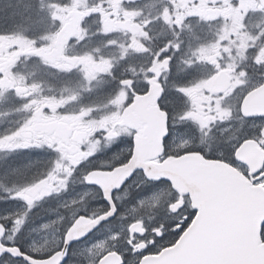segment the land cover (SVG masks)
Instances as JSON below:
<instances>
[{"label": "snow or ice", "instance_id": "6c2138e0", "mask_svg": "<svg viewBox=\"0 0 264 264\" xmlns=\"http://www.w3.org/2000/svg\"><path fill=\"white\" fill-rule=\"evenodd\" d=\"M6 76L0 70V82ZM11 87H0V98ZM12 94L9 111H30L27 89L18 84ZM250 95L232 104L237 93L224 94L195 123L207 148L183 140L169 151L168 121L194 122L163 93L165 131L155 149L141 145L139 128L124 138L102 125L70 160L55 142L32 140L26 118L0 128V264H264V212L246 220L243 212L246 200L264 204V159L251 167L240 156L246 144L264 153V112L244 110Z\"/></svg>", "mask_w": 264, "mask_h": 264}, {"label": "flooded vegetation", "instance_id": "af4514ba", "mask_svg": "<svg viewBox=\"0 0 264 264\" xmlns=\"http://www.w3.org/2000/svg\"><path fill=\"white\" fill-rule=\"evenodd\" d=\"M131 1V5L120 0L111 7L101 4L88 7L83 13L69 12L73 20H82L79 27L66 20L49 40L38 37V32H0L7 33L0 40V70L8 73L0 87L12 85L0 98V128L26 118V133L32 140L55 142L66 157L78 160L81 147L87 149L96 142L94 137L102 125L109 131L120 129L124 138L139 128L141 145L155 149L163 133L155 135L151 131L145 113L138 116L139 112H146L148 104L141 102L133 111L132 120L137 123L132 128L123 118L135 99H143L151 90L153 96L158 90L160 95L172 98L166 100L169 106L175 103L172 111H186L194 122L177 120L178 127H171L172 121H168V149L172 152L179 150L183 140L192 147L207 148L200 144L195 123L212 116L224 94L237 93L230 101L235 104L239 94L251 90L244 110L264 112V30L246 28L254 23L252 15L244 17L245 32H200V0H193L189 9L198 20V32H147L138 5L149 0ZM250 5L259 9L258 16L264 15L259 2ZM206 13L215 15L216 11L208 9ZM96 20L102 22L106 32L92 28ZM107 35L114 37L113 43H108ZM202 47H206L205 56L198 61L196 56ZM37 65L41 66L38 71ZM47 65L59 74L46 70L49 77L41 76ZM75 67L89 69L92 82L84 84L87 77L73 71ZM74 75L80 79L77 87ZM20 76L24 77L23 83L18 81ZM213 80L216 83L211 85ZM18 84L35 101L29 105L30 111H9L16 103L12 93ZM146 86L150 91H145ZM178 88L183 89V95ZM151 106L154 111V104ZM5 155L0 153V158ZM240 156L251 167L264 159L255 144L244 145ZM40 238L36 236L38 241Z\"/></svg>", "mask_w": 264, "mask_h": 264}, {"label": "rangeland", "instance_id": "374dc122", "mask_svg": "<svg viewBox=\"0 0 264 264\" xmlns=\"http://www.w3.org/2000/svg\"><path fill=\"white\" fill-rule=\"evenodd\" d=\"M12 0H4L6 4H8ZM35 1V0H33ZM89 0H36L35 3L31 5V7H34L36 10H34L28 19V29L29 32H32V30L35 29L36 23L35 21L38 19V17L43 16L45 21V26L43 28L48 27L49 30H41L39 34H42L47 37V40H49L52 28H54V25H56V29L59 28L62 24L66 23V20H69V22H73L75 28L79 27V23L82 21H76L73 20V15L69 12H76L79 11L80 13H83L86 8H88L87 2ZM120 0H107L104 5L111 7L114 5H117ZM160 1L161 5L158 6L161 10L159 11L160 15L159 18L157 16L155 17H147L149 20V26L147 28V32H154L156 28V22L158 23L157 27H161V29H164V31L160 32H196L197 26L196 23L191 24V22H197L198 20L195 18L194 12H192L189 7H191V4L193 0H158ZM207 3L205 4L204 0H200V32H245L244 29H257L262 28L264 30V15L262 17L258 16L259 13H256L259 11L258 8H256L255 5L251 6V4H257V0H206ZM22 0L19 1L21 3ZM38 2V3H37ZM126 3L130 4L132 3L131 0H125ZM46 3H49L50 5L48 8L44 10V5ZM248 9L246 10V8ZM38 8V12H37ZM144 8V4L138 5V13L139 15L142 13ZM208 9H214L216 11V14H208L206 11ZM131 11V8L128 9ZM151 10V4H149L146 12H150ZM252 15L251 17L254 21V23L246 26H244L243 21L245 15ZM49 15V16H48ZM257 15V16H255ZM71 20H70V18ZM189 22V23H187ZM147 24V25H148ZM82 26V24H81ZM97 27V29H96ZM93 29H96V32H106L103 28L102 22L99 23L98 20H96V24L92 26ZM143 28V26L140 27V29ZM36 32V31H35ZM44 32H46L44 34ZM159 32V31H155ZM85 33H83V36ZM83 36L79 37L81 39ZM47 40H45L47 42ZM114 37L107 35V41L108 43H113ZM201 40V37H200ZM54 48V47H52ZM205 48H200V54H198L197 60H201L203 56H205ZM114 52H112L113 54ZM203 59V58H202ZM48 67L44 69V71L40 74L43 77H49V72L59 74L58 71H55L52 69V65H47ZM48 70V71H46ZM61 71V69H59ZM73 71L78 72V75L83 76L84 78L87 77V80L83 79L84 84H90L92 82L93 76H89V69L86 68H79L75 67ZM53 73V74H54ZM71 73V72H70ZM74 84H77L80 82V79L77 78L76 75L72 76ZM82 84V82H81Z\"/></svg>", "mask_w": 264, "mask_h": 264}, {"label": "trees", "instance_id": "16d2710c", "mask_svg": "<svg viewBox=\"0 0 264 264\" xmlns=\"http://www.w3.org/2000/svg\"><path fill=\"white\" fill-rule=\"evenodd\" d=\"M20 0H12L10 1L8 4H6V2H4V0H0V32H8V31H11V32H29V29H28V19L30 17V14L36 10L34 7H31V5L33 3L36 2L33 1V0H22L21 3H19ZM107 0H89L87 2V5L88 7H95V6H98V5H101V4H104ZM158 1V0H156ZM38 3V2H37ZM160 1L154 3V10H153V13L151 14L152 17H155L157 16V18H159V10L158 7L156 8V5H160ZM50 4L49 3H46L44 5V10L46 9V7L48 8V10L46 9V11H50L49 9V6ZM151 10V12H152ZM37 12H38V8H37ZM150 12V13H151ZM150 15V14H149ZM49 16V15H48ZM91 18H93L91 16ZM96 18V17H94ZM196 23V22H194ZM45 21L43 24L41 25H37L35 26V29L32 30V34H34L33 32H38V31H41L42 29L43 30H46V29H50L48 27V25L46 26V28H43L45 26ZM158 26V23L156 22V29L153 30L154 32L155 31H164L163 29H161V27H157ZM197 26V25H196ZM56 29V25H54V28H52L50 31ZM197 30L199 31V27L197 26ZM40 32H38V37H40L42 35L41 38H44L45 36L42 34H39ZM46 32H44L45 34ZM52 33V32H51ZM40 39V38H38ZM109 54V53H108ZM113 74V73H112ZM114 75V74H113Z\"/></svg>", "mask_w": 264, "mask_h": 264}, {"label": "water", "instance_id": "95a60500", "mask_svg": "<svg viewBox=\"0 0 264 264\" xmlns=\"http://www.w3.org/2000/svg\"><path fill=\"white\" fill-rule=\"evenodd\" d=\"M260 5L264 8V0H259ZM216 83L215 80L211 81L210 84L214 85ZM160 97V92L157 90L155 93V96H153V91L151 90L147 96H145L143 99H135L134 104L124 113L123 118L125 119V124L128 125L130 128L137 122L133 121V111L137 109V106L141 102H145V105L148 104L146 112H139L138 116L141 117L144 113V118H146V124L149 125L152 132H154L155 135H159L161 133L164 134L165 131V121L164 117L161 116V112L158 109L157 101ZM154 104V111L152 110L151 104ZM156 143V147H157ZM185 179L190 183L191 177L193 175L192 171L186 170L183 173ZM179 183V182H178ZM180 187H188L187 183L180 184ZM243 212H244V219L246 220L248 217L257 215L261 212H264V204H262L258 200H246L243 205Z\"/></svg>", "mask_w": 264, "mask_h": 264}]
</instances>
